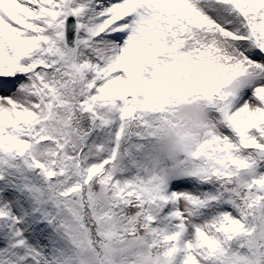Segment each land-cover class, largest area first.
<instances>
[{
  "label": "snow or ice",
  "instance_id": "1",
  "mask_svg": "<svg viewBox=\"0 0 264 264\" xmlns=\"http://www.w3.org/2000/svg\"><path fill=\"white\" fill-rule=\"evenodd\" d=\"M0 264H264V0H0Z\"/></svg>",
  "mask_w": 264,
  "mask_h": 264
}]
</instances>
